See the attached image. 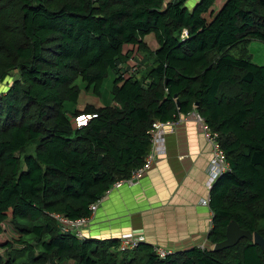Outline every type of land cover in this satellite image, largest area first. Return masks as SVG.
<instances>
[{"label":"trees","instance_id":"16d2710c","mask_svg":"<svg viewBox=\"0 0 264 264\" xmlns=\"http://www.w3.org/2000/svg\"><path fill=\"white\" fill-rule=\"evenodd\" d=\"M185 1L0 0V84L16 74L0 91V234L8 224L21 242L0 241V264H264L247 239L213 250L231 220L264 239V66L230 52L264 43V0H225L207 23L214 0ZM133 51L151 62L140 77L126 70ZM110 71V101L78 108ZM192 112L228 164L210 187V247L159 257L85 237L91 205L143 165L153 123ZM80 114L96 116L77 126ZM56 214L89 221L77 234Z\"/></svg>","mask_w":264,"mask_h":264},{"label":"crops","instance_id":"0c3cea01","mask_svg":"<svg viewBox=\"0 0 264 264\" xmlns=\"http://www.w3.org/2000/svg\"><path fill=\"white\" fill-rule=\"evenodd\" d=\"M198 1L186 0L185 6L191 10ZM224 1L214 0L201 14V20L209 22ZM149 36L144 40L149 50H154L156 40L150 43ZM131 55L126 70L130 74L135 72L131 69L134 65L136 76L140 77L151 62L143 63V52L133 51ZM137 60L142 61L140 66ZM191 114L177 116L173 124L161 123L166 138L165 151L156 156L151 168L139 180L121 182L105 194L83 231L85 237L119 238L125 232H132L144 236V242L169 252L194 246L210 247L212 184L209 185L207 168L212 148ZM204 199L206 204L201 203Z\"/></svg>","mask_w":264,"mask_h":264},{"label":"built area","instance_id":"2783aa9c","mask_svg":"<svg viewBox=\"0 0 264 264\" xmlns=\"http://www.w3.org/2000/svg\"><path fill=\"white\" fill-rule=\"evenodd\" d=\"M185 33L186 31L184 30L183 34ZM191 115H193L199 130L201 131V133H203L205 140L210 143L212 148V156L209 160V165L207 168L208 176H209V185H211L217 179V177H219L225 170L228 169L225 160V155L216 142L217 134L209 129V127L206 125L203 118L199 114L192 112ZM94 116H96V114L78 115L77 117H75L77 126L85 125L86 121ZM175 122H177V120L169 121L168 123L173 124ZM150 136H151V147L148 154L145 157L143 165L140 168H138L136 171H133L129 179L117 182L115 185L119 186V183L121 182L132 183L139 180L142 174H144L147 170L151 168L156 156L159 154H163V152L165 151L166 138H165V133L162 129L161 122L156 121L153 123V127L150 130ZM201 203L206 204V200L205 199L202 200ZM97 204L98 203L91 205L93 214L97 210ZM54 217L62 224H65V227L68 230L77 234L82 233L80 231H83L84 229L83 227L86 226L89 221L87 219L68 220L65 217L60 216L58 214L54 215ZM76 223H80L78 227L75 226ZM143 240H144V236L142 235H136L132 232H125L121 234L118 238L117 249L120 251L133 249L139 242ZM155 253L159 257H164L167 253H169V251L162 249L160 247H155Z\"/></svg>","mask_w":264,"mask_h":264},{"label":"rangeland","instance_id":"374dc122","mask_svg":"<svg viewBox=\"0 0 264 264\" xmlns=\"http://www.w3.org/2000/svg\"><path fill=\"white\" fill-rule=\"evenodd\" d=\"M149 35L150 36L147 37L148 39L147 41H149L150 43H153L155 41L154 36L152 33H150ZM230 52L236 56L247 55L253 63L264 66V43L259 40L251 39V40L242 42L237 47L233 48ZM136 62H137V66H140L142 63L141 61H138V60ZM124 66L126 65L124 64ZM15 76H16L15 73H11L9 76H7L4 79V81L0 84V91L6 90V85L10 83ZM113 77H114V74L113 72L110 71L107 77H105V79L102 82L100 96L94 95L91 90L86 91L82 88L77 107L81 109L86 104H92L95 106V105H101L105 102H109L110 101L109 92H110V87L112 84ZM76 83L80 85L81 87H83V83L81 79H77ZM103 97H104V101H103ZM79 224L80 223H76L75 226L78 227ZM4 229L5 231L0 234V241L10 238L16 242V245H14V247L20 248L21 242H17L19 238V233L17 231L15 232L13 228L8 224L6 226L4 225ZM0 253L3 254V250H0Z\"/></svg>","mask_w":264,"mask_h":264},{"label":"water","instance_id":"95a60500","mask_svg":"<svg viewBox=\"0 0 264 264\" xmlns=\"http://www.w3.org/2000/svg\"><path fill=\"white\" fill-rule=\"evenodd\" d=\"M196 105V104H195ZM247 239L258 245L264 252V239L258 233H251L249 230H244L239 225L231 220L226 226L224 239L214 244L213 250H221L236 245L239 240Z\"/></svg>","mask_w":264,"mask_h":264},{"label":"clouds","instance_id":"9594fccd","mask_svg":"<svg viewBox=\"0 0 264 264\" xmlns=\"http://www.w3.org/2000/svg\"><path fill=\"white\" fill-rule=\"evenodd\" d=\"M81 115H87V114H81ZM86 124V123H85Z\"/></svg>","mask_w":264,"mask_h":264}]
</instances>
